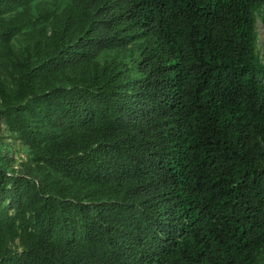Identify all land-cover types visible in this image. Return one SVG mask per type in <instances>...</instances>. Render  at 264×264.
Wrapping results in <instances>:
<instances>
[{"label":"trees","instance_id":"1","mask_svg":"<svg viewBox=\"0 0 264 264\" xmlns=\"http://www.w3.org/2000/svg\"><path fill=\"white\" fill-rule=\"evenodd\" d=\"M258 22L264 0H0V264H264Z\"/></svg>","mask_w":264,"mask_h":264},{"label":"rangeland","instance_id":"2","mask_svg":"<svg viewBox=\"0 0 264 264\" xmlns=\"http://www.w3.org/2000/svg\"><path fill=\"white\" fill-rule=\"evenodd\" d=\"M257 28H258V34H259V41H258V46L263 48V39H264V31H263V28L262 26L259 24L257 25ZM14 157V155H13ZM23 157V156H20V158Z\"/></svg>","mask_w":264,"mask_h":264},{"label":"clouds","instance_id":"3","mask_svg":"<svg viewBox=\"0 0 264 264\" xmlns=\"http://www.w3.org/2000/svg\"><path fill=\"white\" fill-rule=\"evenodd\" d=\"M260 24V22H258V24L257 25H259ZM261 25V24H260ZM259 33V32H258Z\"/></svg>","mask_w":264,"mask_h":264}]
</instances>
